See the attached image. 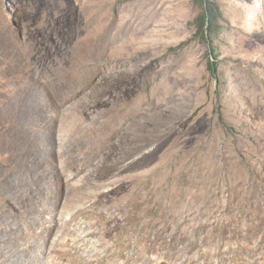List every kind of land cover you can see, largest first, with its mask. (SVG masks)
Segmentation results:
<instances>
[{
  "label": "rangeland",
  "instance_id": "obj_1",
  "mask_svg": "<svg viewBox=\"0 0 264 264\" xmlns=\"http://www.w3.org/2000/svg\"><path fill=\"white\" fill-rule=\"evenodd\" d=\"M211 2L0 0V264H264V0Z\"/></svg>",
  "mask_w": 264,
  "mask_h": 264
},
{
  "label": "trees",
  "instance_id": "obj_2",
  "mask_svg": "<svg viewBox=\"0 0 264 264\" xmlns=\"http://www.w3.org/2000/svg\"><path fill=\"white\" fill-rule=\"evenodd\" d=\"M202 2L204 7V13L201 19L199 20V26H200V33L201 38L205 40L208 35L214 34V28H216V22H217V14L214 11V4L211 2V0H198ZM211 54H214V51H211ZM215 65H210V70H214Z\"/></svg>",
  "mask_w": 264,
  "mask_h": 264
}]
</instances>
